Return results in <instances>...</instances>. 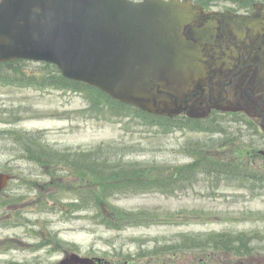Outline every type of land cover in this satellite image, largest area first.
Wrapping results in <instances>:
<instances>
[{
  "label": "rangeland",
  "instance_id": "374dc122",
  "mask_svg": "<svg viewBox=\"0 0 264 264\" xmlns=\"http://www.w3.org/2000/svg\"><path fill=\"white\" fill-rule=\"evenodd\" d=\"M217 1V11L230 7L227 0ZM37 67L34 63L26 72H35ZM116 110L119 107L110 110L80 93L0 85V171L14 177L0 195V225L12 221L0 229V235L14 240L12 251H0V264H53L66 251L111 264H218V257L211 254L212 245L206 243L223 235L243 237L258 247L260 255L247 260L264 264V190L252 187L248 191L239 181L223 179L150 192L133 190L136 185L131 184L138 181L136 174L142 180L155 173L163 179L176 167L190 163L196 154L209 164L225 161L229 165L228 160L245 159L264 167V160L252 157L258 150L264 151V145L259 142V148L253 150L254 138L233 137L224 147L225 136L169 133L145 127L133 117L121 118ZM219 125L233 127L227 122L214 126ZM20 132L39 137L51 151L77 163L95 151L96 158L120 165L132 177L103 184L89 177L76 180L60 171L54 178L39 177L47 168L27 161L26 141L12 139L13 133ZM53 196L59 200L56 204L51 200L40 204ZM93 196L98 214L93 209L73 213L70 201L77 197L88 201L86 197ZM60 201L68 205V213L58 210ZM87 214L107 219L121 230L97 226L86 220ZM22 219L24 227L18 223ZM220 256L227 255L220 252Z\"/></svg>",
  "mask_w": 264,
  "mask_h": 264
},
{
  "label": "water",
  "instance_id": "95a60500",
  "mask_svg": "<svg viewBox=\"0 0 264 264\" xmlns=\"http://www.w3.org/2000/svg\"><path fill=\"white\" fill-rule=\"evenodd\" d=\"M201 18L188 1L0 0V61L49 62L69 79L152 111L177 104L200 80L208 64L199 49L207 29L194 26ZM8 179L0 174V191Z\"/></svg>",
  "mask_w": 264,
  "mask_h": 264
},
{
  "label": "flooded vegetation",
  "instance_id": "af4514ba",
  "mask_svg": "<svg viewBox=\"0 0 264 264\" xmlns=\"http://www.w3.org/2000/svg\"><path fill=\"white\" fill-rule=\"evenodd\" d=\"M255 9L264 21V0ZM252 12L222 10L213 17L218 47L230 55V65L217 70L210 85L192 89L185 97L196 114L208 109V117L242 115L254 124L264 120V28L258 21L254 26L247 25ZM182 112L180 115L187 114ZM9 243L10 239L0 236V245L7 247Z\"/></svg>",
  "mask_w": 264,
  "mask_h": 264
},
{
  "label": "trees",
  "instance_id": "16d2710c",
  "mask_svg": "<svg viewBox=\"0 0 264 264\" xmlns=\"http://www.w3.org/2000/svg\"><path fill=\"white\" fill-rule=\"evenodd\" d=\"M27 63L24 61H13L8 62L4 64H0V80L5 82H12V83H18L21 85L26 86H34L40 89H46V88H61V87H78L82 88L83 90H89L92 91L100 101H105V99H108L107 96H105L103 93L90 88L86 86H81V84L73 83L68 80H65L62 78L57 71V69L51 65L42 64L38 72H31L27 73ZM81 86V87H80ZM111 102V100L109 99ZM198 125L194 126L193 128H201L197 127ZM210 132H216L218 131L220 134L227 136L225 145L229 143V131L227 128H224V126H206L205 127ZM227 129V130H226ZM233 136L238 137L237 134L231 133ZM13 140L19 141V137L24 141H26L27 149L26 154L28 156V160L34 163L40 164L39 166L43 168H47L46 170H49L48 173L53 176L55 175V172L58 171L60 168V165L65 166L68 170L72 171L74 174V177L76 180H79L81 178H92L94 181L99 183L107 182L109 183L111 180H114L116 182H122L126 180L129 177H132V175L127 171L124 170L120 165H115L116 163H111L109 160L105 159H99L96 158V152L93 151L89 153L86 159H79L81 163H77L75 159H67L64 155H59L57 153H54L51 151L46 145L42 144L40 141V138L30 135L27 133H13ZM224 145V146H225ZM201 151V150H199ZM208 159H202L198 156V154L194 155V159L192 162L185 166H179L177 167L173 173L170 175H167L165 179H162L159 175L157 176V173L153 174L152 176L146 177L144 180H142L141 177H139L138 174L135 175L136 179L138 181L132 182L131 184L136 185V190L143 191V190H150L154 188H159L160 190H165L170 187L176 186L177 184H182L186 182H192L193 179H196L195 177L198 174H204V175H210L211 177H219L216 176V170H221L223 167H225L224 163H214L207 165ZM109 162V163H108ZM77 171V175L74 172V169ZM153 168H155L153 166ZM227 168H224V170ZM230 170V178H235L236 176H242L243 169L239 163L236 164L235 167L229 168ZM239 169V170H236ZM52 171V172H51ZM81 172L85 173V175L81 176ZM124 175H123V173ZM145 175V174H143ZM57 181L61 182V179L57 178ZM192 180V181H191ZM86 200H82L81 198L78 199V202H85L87 204V208L93 209V211H97L96 201L97 199L93 196L90 199L86 197ZM70 206L75 207L77 210L79 207L78 205L71 204ZM98 214V211L96 212ZM105 220V219H103ZM106 222H108L106 220ZM216 239L218 240V244H214V248L216 246H224L225 242L228 240V237H218ZM216 239H212V242ZM232 239V238H230ZM235 240H245L243 237H235ZM216 245V246H215ZM245 250H248L247 247L244 244H236L234 247L235 254L238 256L248 254Z\"/></svg>",
  "mask_w": 264,
  "mask_h": 264
}]
</instances>
